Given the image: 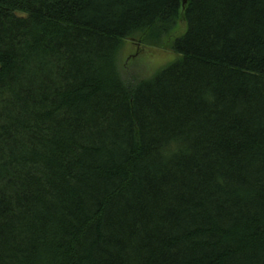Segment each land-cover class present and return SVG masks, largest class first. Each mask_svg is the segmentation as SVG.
<instances>
[{
	"label": "trees",
	"instance_id": "16d2710c",
	"mask_svg": "<svg viewBox=\"0 0 264 264\" xmlns=\"http://www.w3.org/2000/svg\"><path fill=\"white\" fill-rule=\"evenodd\" d=\"M0 264H264V0H0Z\"/></svg>",
	"mask_w": 264,
	"mask_h": 264
},
{
	"label": "rangeland",
	"instance_id": "374dc122",
	"mask_svg": "<svg viewBox=\"0 0 264 264\" xmlns=\"http://www.w3.org/2000/svg\"><path fill=\"white\" fill-rule=\"evenodd\" d=\"M183 30L184 24L180 22L171 37L180 35ZM168 45H170V37L164 42L163 48L149 47L142 43L138 37L126 40L118 54V62L123 74L130 79L153 77L177 58Z\"/></svg>",
	"mask_w": 264,
	"mask_h": 264
},
{
	"label": "water",
	"instance_id": "95a60500",
	"mask_svg": "<svg viewBox=\"0 0 264 264\" xmlns=\"http://www.w3.org/2000/svg\"><path fill=\"white\" fill-rule=\"evenodd\" d=\"M186 3H187V0H182V11L185 10V8H186Z\"/></svg>",
	"mask_w": 264,
	"mask_h": 264
}]
</instances>
